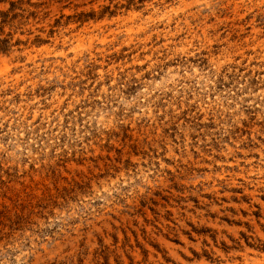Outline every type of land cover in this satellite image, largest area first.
<instances>
[{
    "label": "rangeland",
    "instance_id": "rangeland-1",
    "mask_svg": "<svg viewBox=\"0 0 264 264\" xmlns=\"http://www.w3.org/2000/svg\"><path fill=\"white\" fill-rule=\"evenodd\" d=\"M11 3L0 264H264V0Z\"/></svg>",
    "mask_w": 264,
    "mask_h": 264
},
{
    "label": "trees",
    "instance_id": "trees-1",
    "mask_svg": "<svg viewBox=\"0 0 264 264\" xmlns=\"http://www.w3.org/2000/svg\"><path fill=\"white\" fill-rule=\"evenodd\" d=\"M16 9V7H15V5L14 4H10V8H9V11H7L6 13H2V12H0V15L1 16H3V21H2V23L3 24H5L6 23V19H7V17L9 16L8 15V13L9 12H12L13 10H15ZM21 15H18V14H13L12 16H11V18H9V21H7V22H11V21H13V20H16L18 17H20ZM6 48H7V41L6 40H0V51H2V52H4L5 50H6Z\"/></svg>",
    "mask_w": 264,
    "mask_h": 264
}]
</instances>
